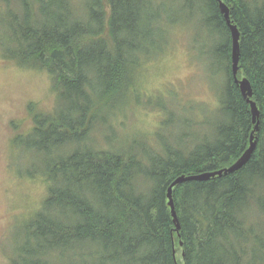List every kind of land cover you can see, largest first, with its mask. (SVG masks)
Listing matches in <instances>:
<instances>
[{
    "label": "trees",
    "instance_id": "trees-1",
    "mask_svg": "<svg viewBox=\"0 0 264 264\" xmlns=\"http://www.w3.org/2000/svg\"><path fill=\"white\" fill-rule=\"evenodd\" d=\"M220 1L239 33L236 79L249 83L258 110L255 147L234 173L172 188L175 231L172 182L230 167L255 127L232 77L231 34L218 2L0 0V58L47 72L56 96L50 111L31 104L28 134L14 138L32 153L28 175L46 184V197L9 264H264V0ZM179 16L203 32L209 70L223 77L207 131L182 133L171 145L158 130L157 149L93 144L91 131L111 130L138 90L160 23Z\"/></svg>",
    "mask_w": 264,
    "mask_h": 264
},
{
    "label": "rangeland",
    "instance_id": "rangeland-1",
    "mask_svg": "<svg viewBox=\"0 0 264 264\" xmlns=\"http://www.w3.org/2000/svg\"><path fill=\"white\" fill-rule=\"evenodd\" d=\"M160 25L163 32L158 49L152 50L144 69L136 75L138 90H131L128 106L112 117L111 130L103 125L100 131H91L93 144L111 150L137 141L138 145L157 149L153 138L158 130V139L171 145L182 133L196 138L199 132L207 131L217 106L216 88L223 77L209 70L204 34H199L187 17L179 16L175 23ZM198 37L204 40L199 42ZM55 100L47 72L21 69L0 58V264H9L8 258L15 263L16 249L24 244V223L46 197V184L28 175L33 172L32 153L22 150L14 138L28 134L31 104L50 111ZM184 120L191 125H183ZM13 122H21L19 130ZM200 122L204 124L198 125ZM134 151H140L139 147ZM16 262L23 264L22 260Z\"/></svg>",
    "mask_w": 264,
    "mask_h": 264
},
{
    "label": "water",
    "instance_id": "water-1",
    "mask_svg": "<svg viewBox=\"0 0 264 264\" xmlns=\"http://www.w3.org/2000/svg\"><path fill=\"white\" fill-rule=\"evenodd\" d=\"M216 1L218 2L219 9L224 16V19L226 21L227 26L229 27L230 34H231L232 77L234 79V82L239 85V88H240V91H241L243 98L250 105L252 122L255 123V127H254V130L252 131V134L250 136V142H249L248 149L230 167L219 170V171L211 172V173L192 175V176H188V177L181 176V177L176 178L174 180V182H172V184L169 186L168 191H167V198H168V206H169L170 211H171V216L174 220L176 219V217H175V212H174L173 203H172V199H171V190L175 185H177L181 182H184V181L207 180V179H210V178L215 177V176H221L223 174L234 173V172L238 171L246 163V161L249 159V157H250V155H251V153L255 147V142L253 141V134L257 131L256 119L258 117V110H257L255 104L253 102H250L252 92H251V87H250L249 83L246 81V79H242L241 81H238L236 79L237 65H238V58H239V33H238L236 27L230 24L228 10H227L226 6L220 0H216ZM175 223H176L175 231H177L179 226H178L176 220H175Z\"/></svg>",
    "mask_w": 264,
    "mask_h": 264
}]
</instances>
